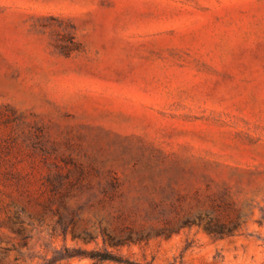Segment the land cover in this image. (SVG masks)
I'll list each match as a JSON object with an SVG mask.
<instances>
[{"label":"rangeland","instance_id":"1","mask_svg":"<svg viewBox=\"0 0 264 264\" xmlns=\"http://www.w3.org/2000/svg\"><path fill=\"white\" fill-rule=\"evenodd\" d=\"M114 177L164 218H200L119 246L54 230V183L81 193L75 206ZM21 208L33 224L12 223ZM152 222L162 223L136 225ZM13 244L19 264L65 247L141 263L264 264V0H0L5 263L16 262V250L3 255Z\"/></svg>","mask_w":264,"mask_h":264},{"label":"trees","instance_id":"2","mask_svg":"<svg viewBox=\"0 0 264 264\" xmlns=\"http://www.w3.org/2000/svg\"><path fill=\"white\" fill-rule=\"evenodd\" d=\"M122 183L119 178L114 177L107 183L100 184V192L96 191L92 185L87 186L89 196L86 200L80 201L77 205H72L70 199L79 196L72 189H62L59 185L53 184L52 194L59 201V207L54 211L57 220L53 226L54 230L66 234L71 231L73 236L81 237L85 240L95 239L101 235L104 241H109L112 245L119 246L131 242L142 241L153 235H160L177 231L184 225H191L198 217L187 215L182 219L171 220L164 218L166 210L154 199H149L147 206H143L141 198L129 201L125 192L121 189ZM82 187V186H81ZM82 190V189H81ZM80 190V191H81ZM88 208L96 210L94 220L83 217ZM25 209L21 208L11 218L13 224L23 225L33 222L24 216ZM146 221H157L138 227L136 221L139 218ZM162 218V219H160ZM164 218V219H163ZM41 221V219H39ZM207 228L211 230L208 223ZM23 239L29 237L23 227L17 228ZM25 244V243H24ZM9 250H16L15 263L23 256V252L16 245L3 248V255ZM0 254V264H10L3 261ZM73 257H89L93 261L91 264H102L104 262H115L118 264H153L151 262L141 263L134 261L120 254L107 249L82 250L80 248L65 247L56 251L55 255L45 259L42 264H55L61 259Z\"/></svg>","mask_w":264,"mask_h":264}]
</instances>
